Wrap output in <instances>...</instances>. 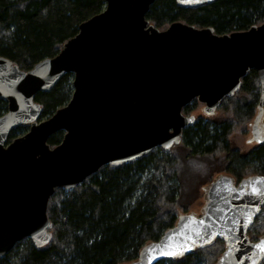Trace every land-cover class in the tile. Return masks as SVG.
<instances>
[{
    "label": "water",
    "instance_id": "1",
    "mask_svg": "<svg viewBox=\"0 0 264 264\" xmlns=\"http://www.w3.org/2000/svg\"><path fill=\"white\" fill-rule=\"evenodd\" d=\"M154 1L105 0L103 11L81 23L58 54L28 71L0 57V99L7 103L0 116V258L25 239L37 248L49 243L47 206L57 190L75 189L102 167L132 163L155 148L170 152L196 121L182 114L183 107L196 100L204 116L214 117L249 70L257 73L259 98L246 142L264 145V22L222 35L182 22L159 30L146 19ZM213 1L175 0L184 8ZM68 73L69 102L39 120L34 97ZM23 125L27 132L8 142ZM59 131L62 141L50 147L49 137ZM257 180L264 174L241 180L215 175L201 189L199 211L179 214L129 264L180 261L217 240L224 249L215 264H261L264 255L254 247L264 234L256 241L248 236L264 205V197L248 194L252 186L264 190V183L250 184ZM189 244L175 258L159 254Z\"/></svg>",
    "mask_w": 264,
    "mask_h": 264
},
{
    "label": "trees",
    "instance_id": "2",
    "mask_svg": "<svg viewBox=\"0 0 264 264\" xmlns=\"http://www.w3.org/2000/svg\"><path fill=\"white\" fill-rule=\"evenodd\" d=\"M104 8L105 0H0V57L28 71L58 54L80 24ZM146 19L160 30L182 22L209 27L219 35L230 34L262 24L264 0H214L192 8L180 7L175 0H155ZM72 81V74H65L49 92L37 93L34 101L41 107L39 120L69 102ZM258 98V76L249 70L239 91L220 102L217 110L221 114L197 118L183 129L181 143L170 152L155 148L132 163L102 167L75 189L57 190L47 206L52 223L49 243L37 248L25 239L0 258V264H129L144 244L157 241L172 227L179 211L187 206L182 188L187 187L188 160L206 163L208 179L226 172L236 180L264 174V145L242 153L229 140L235 126L252 122ZM196 108L194 100L183 107L182 114ZM6 111L7 103L0 99V116ZM28 129L27 125L15 129L8 142ZM63 135L62 131L54 133L48 145L57 146ZM249 234H264V205ZM223 249L224 244L217 240L180 261L158 264H215Z\"/></svg>",
    "mask_w": 264,
    "mask_h": 264
},
{
    "label": "rangeland",
    "instance_id": "3",
    "mask_svg": "<svg viewBox=\"0 0 264 264\" xmlns=\"http://www.w3.org/2000/svg\"><path fill=\"white\" fill-rule=\"evenodd\" d=\"M202 108H203V105L197 102V108L195 109V111H193L190 114H186L185 116L193 115L195 119L197 118L210 119L203 115ZM220 114H221L220 110L218 109L215 115L216 117H218ZM250 125L251 123L240 125V126L237 125L235 126L233 132L230 134V138H229L230 143L232 144L234 148L238 149L239 152L247 153L254 146V145H249L246 142V139L249 135ZM187 170H188V177L186 175V180H187L186 184L188 188L187 187L186 189L184 188L185 190L182 188V201L184 203H187V206L183 207L179 211L178 215L183 212H189V211L198 212L199 211L202 205L201 189L204 185L208 183V182L206 183L205 181L207 180L210 181L214 177V175L212 177H209V179L208 177H206L207 175H209L208 167L206 163L200 160H194V159L188 160ZM226 173H229V172H226ZM248 236L251 241H256L259 235L253 234L252 236L251 234H249Z\"/></svg>",
    "mask_w": 264,
    "mask_h": 264
},
{
    "label": "snow or ice",
    "instance_id": "4",
    "mask_svg": "<svg viewBox=\"0 0 264 264\" xmlns=\"http://www.w3.org/2000/svg\"><path fill=\"white\" fill-rule=\"evenodd\" d=\"M261 183H264V181L261 180H257L254 182H250V184L252 185H259ZM240 191H243V188L240 189ZM251 196L253 197H264V190L260 189L257 186H252L251 187V191L250 193ZM257 211H259V209L257 208ZM200 223H204L203 221H201ZM248 223H251V219L249 218ZM248 223L244 224V227L246 228L248 226ZM198 237L203 238V233H197L196 234ZM193 240V242H195V238H191ZM167 247V246H165ZM191 248V244L187 245L186 247H180L177 246L174 249H170V250H166V251H161L159 254L163 255V256H168L171 258H175L179 255H182L184 251H188ZM151 251H156V250H151ZM254 251H258L260 254L264 255V241H261L260 243L256 244L254 247ZM153 258H158V257H153ZM148 264H152V261L149 260Z\"/></svg>",
    "mask_w": 264,
    "mask_h": 264
}]
</instances>
